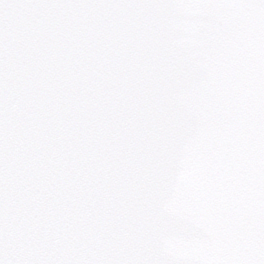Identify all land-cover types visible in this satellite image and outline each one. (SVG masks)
<instances>
[{"label":"snow or ice","instance_id":"obj_1","mask_svg":"<svg viewBox=\"0 0 264 264\" xmlns=\"http://www.w3.org/2000/svg\"><path fill=\"white\" fill-rule=\"evenodd\" d=\"M0 264H264V0H0Z\"/></svg>","mask_w":264,"mask_h":264}]
</instances>
